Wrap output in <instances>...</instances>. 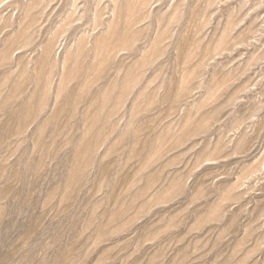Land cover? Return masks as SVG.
<instances>
[{"label": "rangeland", "instance_id": "1", "mask_svg": "<svg viewBox=\"0 0 264 264\" xmlns=\"http://www.w3.org/2000/svg\"><path fill=\"white\" fill-rule=\"evenodd\" d=\"M0 264H264V0H0Z\"/></svg>", "mask_w": 264, "mask_h": 264}]
</instances>
